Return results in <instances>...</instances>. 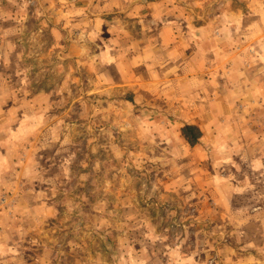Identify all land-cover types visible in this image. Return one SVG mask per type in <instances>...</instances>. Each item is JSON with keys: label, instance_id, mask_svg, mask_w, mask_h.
Masks as SVG:
<instances>
[{"label": "rangeland", "instance_id": "374dc122", "mask_svg": "<svg viewBox=\"0 0 264 264\" xmlns=\"http://www.w3.org/2000/svg\"><path fill=\"white\" fill-rule=\"evenodd\" d=\"M211 1L187 0L183 12L196 25ZM108 17L87 3L0 0V168L15 172L12 186L0 181V233L13 240L0 254L23 255L10 264H260L239 257L243 230L217 212L213 170L181 142L178 118L162 115L163 101L134 102L126 57L99 69L113 56L102 33L129 26ZM71 43L84 51L68 54Z\"/></svg>", "mask_w": 264, "mask_h": 264}, {"label": "crops", "instance_id": "0c3cea01", "mask_svg": "<svg viewBox=\"0 0 264 264\" xmlns=\"http://www.w3.org/2000/svg\"><path fill=\"white\" fill-rule=\"evenodd\" d=\"M67 1L87 3L101 17L127 22L129 26L123 24L113 34L102 33L104 41L113 43L111 49V43L103 45L104 54L109 49L114 60L99 57V69H117L118 60L126 57L128 66L121 63L126 70L121 76L127 78L128 68L133 73L134 102L146 100L145 105L153 106L163 101L162 115L178 118L181 142L196 153L203 151L206 159L200 157L199 165L206 161L213 170L210 191L217 212H226L232 233L243 230L236 235L249 248L243 247L247 251L239 257L251 262L259 254L257 260L264 264V0H212L215 8L200 13L197 19L203 22L196 25L183 12L187 0ZM52 33L56 43L59 32ZM77 48L84 51V45L71 43L65 52L75 56ZM185 125L201 133L194 146L181 136ZM221 149L226 150L228 171L224 182L216 170ZM14 174L3 169L0 181L10 177L1 187L12 186L8 182L14 181ZM2 233L0 249L13 243ZM2 254L0 264L23 256ZM236 258H229L230 263Z\"/></svg>", "mask_w": 264, "mask_h": 264}, {"label": "trees", "instance_id": "16d2710c", "mask_svg": "<svg viewBox=\"0 0 264 264\" xmlns=\"http://www.w3.org/2000/svg\"><path fill=\"white\" fill-rule=\"evenodd\" d=\"M181 136L190 146H194L198 143L201 133L197 127L185 125L181 128Z\"/></svg>", "mask_w": 264, "mask_h": 264}]
</instances>
